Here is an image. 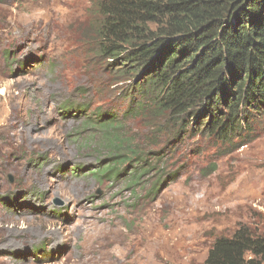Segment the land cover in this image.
Listing matches in <instances>:
<instances>
[{
  "label": "rangeland",
  "instance_id": "rangeland-1",
  "mask_svg": "<svg viewBox=\"0 0 264 264\" xmlns=\"http://www.w3.org/2000/svg\"><path fill=\"white\" fill-rule=\"evenodd\" d=\"M96 2L0 0V264H202L240 224L264 234V125L222 143L131 116Z\"/></svg>",
  "mask_w": 264,
  "mask_h": 264
},
{
  "label": "trees",
  "instance_id": "trees-1",
  "mask_svg": "<svg viewBox=\"0 0 264 264\" xmlns=\"http://www.w3.org/2000/svg\"><path fill=\"white\" fill-rule=\"evenodd\" d=\"M96 8V54L112 76L134 81L124 97L131 116L193 121L222 143L264 125V0H97ZM202 264H264V234L240 224L209 243Z\"/></svg>",
  "mask_w": 264,
  "mask_h": 264
},
{
  "label": "bare ground",
  "instance_id": "bare-ground-1",
  "mask_svg": "<svg viewBox=\"0 0 264 264\" xmlns=\"http://www.w3.org/2000/svg\"><path fill=\"white\" fill-rule=\"evenodd\" d=\"M158 237V236H157ZM160 237V236H159ZM164 237V236H163ZM166 239V238H165Z\"/></svg>",
  "mask_w": 264,
  "mask_h": 264
}]
</instances>
